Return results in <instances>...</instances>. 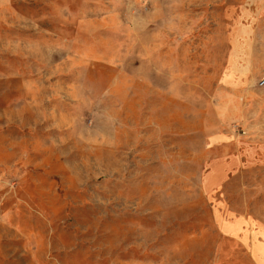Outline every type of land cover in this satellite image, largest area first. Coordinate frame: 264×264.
Masks as SVG:
<instances>
[{"label":"rangeland","instance_id":"rangeland-1","mask_svg":"<svg viewBox=\"0 0 264 264\" xmlns=\"http://www.w3.org/2000/svg\"><path fill=\"white\" fill-rule=\"evenodd\" d=\"M241 223L264 235V0H0V264H255Z\"/></svg>","mask_w":264,"mask_h":264},{"label":"crops","instance_id":"crops-1","mask_svg":"<svg viewBox=\"0 0 264 264\" xmlns=\"http://www.w3.org/2000/svg\"><path fill=\"white\" fill-rule=\"evenodd\" d=\"M249 45V41H248ZM235 58V57H234ZM242 65L241 68L238 67L237 62L235 63V60L232 59L231 62H227V72L225 74L226 80L225 85L227 90H233V91H244L243 88L239 89V84H236L237 76L241 79V83L243 81L249 82L250 75H251V68L250 64L252 63V60L249 57L242 56ZM244 63V64H243ZM247 63L249 64L247 66ZM245 76V77H244ZM240 143V142H239ZM237 143V144H239ZM242 145L244 143H241ZM237 146V145H236ZM237 148V147H236ZM243 158L239 157L238 151L233 150L231 153H223L220 154V156L213 157L212 163L209 165V172L207 174L206 181L204 183V187H220V180L219 177H223L230 174H235L236 170L237 172L243 170L241 167ZM236 226V225H235ZM239 230L235 232V234H228L231 237L236 238L237 240L241 241L246 248L248 249V254L252 256V259L255 264H263L260 259H263L264 257V235H255V240H252V233L255 230L251 229V225L241 223L238 225ZM245 232L247 233L246 236H244ZM258 232V230H257ZM226 234V233H225ZM251 234V235H250Z\"/></svg>","mask_w":264,"mask_h":264}]
</instances>
